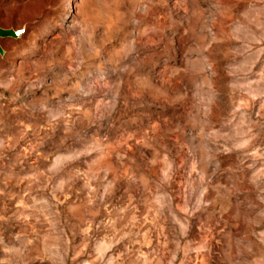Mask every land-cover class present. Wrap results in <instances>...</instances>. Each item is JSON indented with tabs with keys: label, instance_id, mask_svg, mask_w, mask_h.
Here are the masks:
<instances>
[{
	"label": "rangeland",
	"instance_id": "obj_1",
	"mask_svg": "<svg viewBox=\"0 0 264 264\" xmlns=\"http://www.w3.org/2000/svg\"><path fill=\"white\" fill-rule=\"evenodd\" d=\"M0 264H264V0H2Z\"/></svg>",
	"mask_w": 264,
	"mask_h": 264
},
{
	"label": "water",
	"instance_id": "obj_2",
	"mask_svg": "<svg viewBox=\"0 0 264 264\" xmlns=\"http://www.w3.org/2000/svg\"><path fill=\"white\" fill-rule=\"evenodd\" d=\"M0 1H2V0H0ZM14 36H15V34L12 31L0 29V41L2 39L14 37Z\"/></svg>",
	"mask_w": 264,
	"mask_h": 264
}]
</instances>
